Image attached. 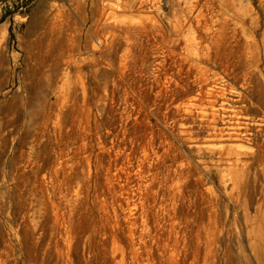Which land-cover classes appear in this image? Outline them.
I'll list each match as a JSON object with an SVG mask.
<instances>
[{"label":"rangeland","instance_id":"obj_1","mask_svg":"<svg viewBox=\"0 0 264 264\" xmlns=\"http://www.w3.org/2000/svg\"><path fill=\"white\" fill-rule=\"evenodd\" d=\"M0 264H264V0H0Z\"/></svg>","mask_w":264,"mask_h":264},{"label":"bare ground","instance_id":"obj_2","mask_svg":"<svg viewBox=\"0 0 264 264\" xmlns=\"http://www.w3.org/2000/svg\"><path fill=\"white\" fill-rule=\"evenodd\" d=\"M200 116H201V121H204V119L202 120V118L207 119L206 120L207 124L206 123L205 124H206V127L208 128L207 131H209L208 132L209 138L214 139V140L216 139L220 140L226 144L222 146L223 153L225 154V157L228 160L227 162L231 163L232 167L236 169L237 173L234 174V178L238 176V178L240 179V176L242 173L240 171H237V169L241 165L240 162L244 160L243 159L244 155L245 156L247 155L246 154L247 150L242 145L245 142H247L250 135H253V133L249 129L250 126L248 127L247 125L248 128L242 129L241 128L242 126L240 124H237L234 122V123H229V124H223L219 128V124H218L219 120H218L217 112L214 111L212 113V116H208L207 108L204 106L200 107ZM243 170L244 169H241V171Z\"/></svg>","mask_w":264,"mask_h":264}]
</instances>
